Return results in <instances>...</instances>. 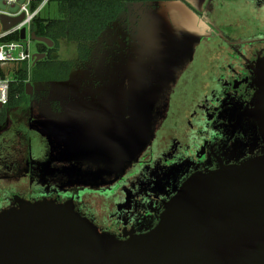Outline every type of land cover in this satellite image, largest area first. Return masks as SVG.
Wrapping results in <instances>:
<instances>
[{
	"label": "rangeland",
	"instance_id": "rangeland-1",
	"mask_svg": "<svg viewBox=\"0 0 264 264\" xmlns=\"http://www.w3.org/2000/svg\"><path fill=\"white\" fill-rule=\"evenodd\" d=\"M37 17L62 16L47 1ZM209 33L228 42L264 38V0L127 2L66 81L29 82L32 94L0 126V210L15 194L72 197L102 225L127 215L130 208L115 205L125 194L109 193L114 178L136 172L142 158L190 146L204 122L216 66L230 61L227 43ZM56 55L77 60L79 47L61 38Z\"/></svg>",
	"mask_w": 264,
	"mask_h": 264
},
{
	"label": "water",
	"instance_id": "water-1",
	"mask_svg": "<svg viewBox=\"0 0 264 264\" xmlns=\"http://www.w3.org/2000/svg\"><path fill=\"white\" fill-rule=\"evenodd\" d=\"M22 17L0 21L8 29ZM31 39L53 46L32 33ZM44 57L35 54V62ZM254 73L256 97L244 116L256 123L262 155L193 173L152 229L123 239L100 231L76 211L73 198L18 199L0 210V264H264V57ZM32 91L27 82L25 94Z\"/></svg>",
	"mask_w": 264,
	"mask_h": 264
},
{
	"label": "flooded vegetation",
	"instance_id": "flooded-vegetation-1",
	"mask_svg": "<svg viewBox=\"0 0 264 264\" xmlns=\"http://www.w3.org/2000/svg\"><path fill=\"white\" fill-rule=\"evenodd\" d=\"M214 36L227 43L230 61L216 66L218 73L214 82L217 89L212 91L211 98L201 102L204 108L206 101L205 119L191 139V145L180 151L175 148L162 160L142 158L136 172L114 178L115 186L109 193L121 190L125 194L124 202L115 204L116 209L130 208V212L119 220L102 225L83 212L73 199L76 211L87 216L100 231L118 239H123V234L129 231L134 234L149 231L157 224L164 204L190 175L213 171L221 164L238 165L262 155L263 143L256 123L244 114L254 105L257 92L254 70L258 57H264V38L228 42L221 35L209 33L210 38ZM241 45L246 52L239 50ZM18 199L23 198L13 194L11 206L18 205Z\"/></svg>",
	"mask_w": 264,
	"mask_h": 264
},
{
	"label": "trees",
	"instance_id": "trees-1",
	"mask_svg": "<svg viewBox=\"0 0 264 264\" xmlns=\"http://www.w3.org/2000/svg\"><path fill=\"white\" fill-rule=\"evenodd\" d=\"M58 4L60 19H42L36 17L30 25V32L38 38L52 41L51 48L36 42L38 52L45 57L35 62L29 70L23 65L16 80L11 85L9 101L0 110V126L8 122L9 113L19 108L25 95V85L32 81H66L70 73L80 69L91 53V43L110 26L119 12L125 8L127 2H143L151 0H47ZM42 0H32L31 9L34 10ZM13 38H17L14 36ZM64 38L75 42L79 47L77 60L60 61L56 55L59 40ZM36 67L39 73H35ZM58 202V201H57Z\"/></svg>",
	"mask_w": 264,
	"mask_h": 264
},
{
	"label": "built area",
	"instance_id": "built-area-1",
	"mask_svg": "<svg viewBox=\"0 0 264 264\" xmlns=\"http://www.w3.org/2000/svg\"><path fill=\"white\" fill-rule=\"evenodd\" d=\"M32 0H0V16L18 17L21 20L8 29H4L0 21V109L7 105L11 85L18 72L25 65L29 72L35 62V54L31 51L30 25L37 17L40 9L47 2L44 0L36 9H31ZM21 30L25 31L24 39H20ZM16 36L17 38H13Z\"/></svg>",
	"mask_w": 264,
	"mask_h": 264
}]
</instances>
